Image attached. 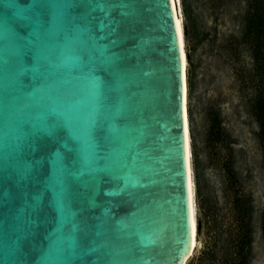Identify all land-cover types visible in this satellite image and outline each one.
<instances>
[{"label": "water", "instance_id": "water-1", "mask_svg": "<svg viewBox=\"0 0 264 264\" xmlns=\"http://www.w3.org/2000/svg\"><path fill=\"white\" fill-rule=\"evenodd\" d=\"M171 0H0V264H185Z\"/></svg>", "mask_w": 264, "mask_h": 264}, {"label": "rangeland", "instance_id": "rangeland-1", "mask_svg": "<svg viewBox=\"0 0 264 264\" xmlns=\"http://www.w3.org/2000/svg\"><path fill=\"white\" fill-rule=\"evenodd\" d=\"M176 3L186 55L195 249L198 247L197 226L200 225L198 205L202 204L207 214L214 196L219 193L218 167L224 165L228 148L233 146L240 150L237 166L245 179V189L253 194L257 209L264 195V176L259 168L260 155L254 138L258 126L248 113L254 87L249 83L246 71L250 58L244 49L235 62L219 53L222 41L236 31L235 22L222 9L202 15L192 0H185L184 4L182 0H176ZM255 252L252 264H264L260 242L256 243Z\"/></svg>", "mask_w": 264, "mask_h": 264}, {"label": "trees", "instance_id": "trees-1", "mask_svg": "<svg viewBox=\"0 0 264 264\" xmlns=\"http://www.w3.org/2000/svg\"><path fill=\"white\" fill-rule=\"evenodd\" d=\"M182 1L184 4L185 0ZM192 1L202 15L222 9L235 22L236 31L222 41L220 55L235 62L241 50L248 53L250 66L246 71L249 83L254 85L248 113L258 126L254 138L264 176V0ZM238 153L240 150L230 146L224 165L218 167L219 193L208 213L205 214L202 204L198 205V247L187 264H252L256 243L260 242L264 250V195L257 209L237 166Z\"/></svg>", "mask_w": 264, "mask_h": 264}, {"label": "bare ground", "instance_id": "bare-ground-1", "mask_svg": "<svg viewBox=\"0 0 264 264\" xmlns=\"http://www.w3.org/2000/svg\"><path fill=\"white\" fill-rule=\"evenodd\" d=\"M176 0H171V5L174 13L177 35L179 39L181 59H182V78H183V117H184V134H185V148H186V157H187V171H188V191H189V206H190V218H191V237L192 244L191 250L188 257L192 254L194 247L196 245V224L194 216V206H193V184L191 176V167H190V147H189V130H188V117H187V107H186V55L184 50L183 43V33L181 28V22L179 19L178 9H177Z\"/></svg>", "mask_w": 264, "mask_h": 264}]
</instances>
